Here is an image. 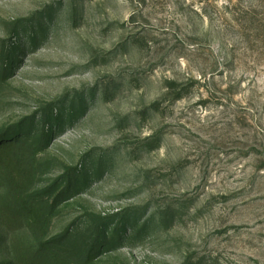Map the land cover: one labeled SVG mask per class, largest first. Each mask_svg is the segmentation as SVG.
Segmentation results:
<instances>
[{"label": "rangeland", "instance_id": "obj_1", "mask_svg": "<svg viewBox=\"0 0 264 264\" xmlns=\"http://www.w3.org/2000/svg\"><path fill=\"white\" fill-rule=\"evenodd\" d=\"M6 52L0 130L51 113L33 187L71 183L47 237L103 231L74 264H264V0H0Z\"/></svg>", "mask_w": 264, "mask_h": 264}, {"label": "trees", "instance_id": "obj_2", "mask_svg": "<svg viewBox=\"0 0 264 264\" xmlns=\"http://www.w3.org/2000/svg\"><path fill=\"white\" fill-rule=\"evenodd\" d=\"M8 56V52L0 54V83L10 73ZM170 87L176 100L186 90L173 85ZM52 118L51 113L44 115L38 129L34 128L30 119L0 130V187L4 190L0 195V223L8 235L12 264H74L75 260L89 262L105 242L99 227L95 238L91 240H83L68 230L47 237L49 219L71 189L68 181L57 188L49 201L44 197L47 189L35 190L33 187L36 151L46 147L51 137ZM25 232L34 238L32 246L24 240ZM71 248L80 256H72L69 252Z\"/></svg>", "mask_w": 264, "mask_h": 264}]
</instances>
